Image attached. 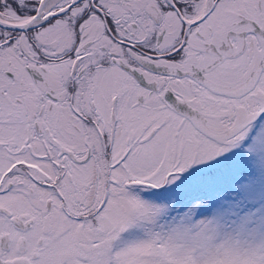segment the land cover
I'll use <instances>...</instances> for the list:
<instances>
[{
  "label": "snow or ice",
  "instance_id": "1",
  "mask_svg": "<svg viewBox=\"0 0 264 264\" xmlns=\"http://www.w3.org/2000/svg\"><path fill=\"white\" fill-rule=\"evenodd\" d=\"M0 264H264V0H0Z\"/></svg>",
  "mask_w": 264,
  "mask_h": 264
}]
</instances>
